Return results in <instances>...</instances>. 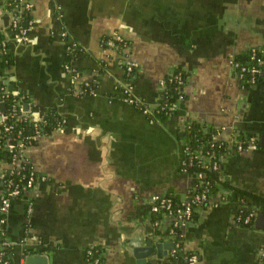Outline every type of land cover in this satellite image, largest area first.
Wrapping results in <instances>:
<instances>
[{"label":"crops","instance_id":"obj_1","mask_svg":"<svg viewBox=\"0 0 264 264\" xmlns=\"http://www.w3.org/2000/svg\"><path fill=\"white\" fill-rule=\"evenodd\" d=\"M31 5L33 24L21 41L7 0H0V32L14 55L5 83L29 99L34 116L56 109L67 125L41 134L27 152L47 180L3 216L10 264H26L30 254L46 256L47 264H90V246L102 248L105 264H163L170 249L164 259L155 261V253L141 259L133 241L172 243L162 232L166 222L155 227L150 206L153 196L183 199L194 184V174L183 170L182 134L192 122L217 128L215 139L231 144V155L214 201L183 229L184 250L197 256L196 264H264V213L258 211L264 207V56L261 78L250 88L232 65L252 47L264 48V0ZM115 35L129 42L136 67L131 96L141 104L158 106L175 68L188 73L186 99L174 114L151 119L123 99L121 54L101 41ZM67 65L95 80L93 92L77 93ZM251 136L255 145L232 149ZM243 208L257 211L249 224L236 220Z\"/></svg>","mask_w":264,"mask_h":264},{"label":"built area","instance_id":"obj_2","mask_svg":"<svg viewBox=\"0 0 264 264\" xmlns=\"http://www.w3.org/2000/svg\"><path fill=\"white\" fill-rule=\"evenodd\" d=\"M9 6V11L12 15V29L16 32L18 38L21 41H25L27 38V35L30 31V28L33 24V20L30 19L28 21V25H22L20 22L22 21L25 14L30 15L32 11V5L31 0H7ZM5 35V34H4ZM113 41H110V45L118 50L121 54V59L124 65L125 74H126V84H122L118 86V90H123L126 92V96H124V100L132 105L137 106L140 108L145 114H149L152 112L157 106L154 108H151L145 104H141L139 100H135L131 96V87L133 78L135 77L136 67L128 59V50H129V44L125 42V39L122 38L119 35L113 36ZM9 38L7 36H4V39L2 40L3 46L0 48V53L5 52L6 45L9 42ZM122 43V46L119 47L116 45L115 42ZM73 45V46H72ZM68 45V50L75 49L77 46L76 43ZM260 48L252 47L250 51L252 52V59L256 60V64H254L251 68V77L248 79V82L253 85H255L258 81L256 78L257 74H260L262 71L261 69V62L264 56V50L261 52H258ZM262 53V56H259V54ZM234 68L239 69V78L244 77V72L246 71L245 66H240V64L236 61H233ZM67 70L73 73L71 81L76 87L77 93L79 95H87L85 94L86 90H82L81 84L90 85L91 81H95L94 79L86 78L81 72L78 70L72 68L71 66H66ZM7 80V77L0 76V83L4 85L2 88V91L0 92V138H3L5 140L8 139V135L12 132V130L15 128L13 124L8 122L9 116H16L19 120H29L34 122L35 126V132L31 134L28 138L30 140L37 139L42 133H41V127L39 123L43 121V116L37 118L34 116L33 107H31L30 103L28 109L25 107L27 106V103H25L23 100L27 98L23 94L19 93H13V101L10 104V107L8 108L9 112H5L2 109L3 104L6 103V99L11 96V90L7 87V84L5 83ZM178 80L179 86H183L185 84V81L181 78L180 75L176 78ZM164 92L166 90V80H164ZM94 89L90 90V93L93 92ZM163 92V93H164ZM179 106V102L174 103L171 106V110H176ZM220 134V131L217 130V132L213 135V139L211 142V151L208 152V156H204V158L201 160V165L206 166L210 170H218L219 168L223 167V164L227 158V156L231 155V144L224 140H217L215 139V136ZM17 142L16 144L8 143L6 142L4 149L12 153V159L11 162H4L3 160H0V179H5L6 176H18L19 180L16 182L13 179H7L5 181L7 183V189L10 190L9 196L6 195V191L4 189L0 188V226L4 229V239L2 243L0 244V264H9V261L3 262L1 256L4 254L2 252L3 247L5 245H12L11 242H9L6 238L5 233V219L3 218L4 214H6L12 207L13 201L12 198L18 197L20 194H27L29 190L34 188L39 182H43L47 180V177L43 174H40L33 166L30 158L27 155V152L29 148L32 147L30 143H28L27 139L23 135L22 131H19L17 134ZM226 143V150L224 153L220 155L219 158H215L216 154L213 152V149L216 145V143ZM257 142V138L255 136L247 137L246 139H242L237 141V144L232 149L235 150V152H242L246 148L252 147ZM202 146L199 149L192 150L190 146L186 145L184 148L185 157L183 161V170L189 172V168L195 163L196 159L202 156ZM38 172V173H37ZM195 180L194 182H198V185L202 186L204 185V179H203V173L202 172H193ZM220 178L222 180V174L220 175ZM22 180H25L26 182L20 183ZM197 187L193 184L191 186L190 190H196ZM214 195L208 196L205 190L202 192H197L193 194L191 197H184L181 200V204L179 207H174V200L169 196H153L152 197V204L150 206V210L153 213L160 214L162 210V216L160 219L154 221V225L156 228H162V225L166 222L168 225V228L165 230H162L163 234H167L169 238L171 239V242L174 244L175 247H179L180 243L176 242V239L178 237V234L180 237H184L183 229L185 226H187L188 223L192 222L194 219V213L198 210L204 209L205 206H209L214 201ZM226 199V198H225ZM259 212L264 213V207H261ZM257 214V211H246L245 208L240 209L236 214V220L239 223H245L249 224L252 222L253 218ZM177 230L180 231V233H177ZM170 249L169 251H171ZM169 253V252H168ZM87 258L90 264H104L101 262L100 258L95 256L94 251L91 248L87 249ZM190 264H196L197 258L194 256L186 257ZM163 264H168L164 263Z\"/></svg>","mask_w":264,"mask_h":264},{"label":"trees","instance_id":"obj_3","mask_svg":"<svg viewBox=\"0 0 264 264\" xmlns=\"http://www.w3.org/2000/svg\"><path fill=\"white\" fill-rule=\"evenodd\" d=\"M10 6V4H8ZM30 15L25 14L23 17L22 21L20 22L22 25H28V21L30 20ZM4 34L0 32V43H2V40L4 39ZM113 37L110 36H103L101 41L102 45L104 47H112L109 43L110 41H113ZM127 44L129 42L125 41ZM117 46L121 47L122 43L115 42ZM3 45H0V48ZM264 50V48H260L258 52H261ZM259 56H262V53L259 54ZM236 61L240 64V66H245L246 71L244 72V78L242 79V83L244 87L250 88L252 86L251 83L248 82V79L251 77V71L250 68L256 64V60L252 59V52L247 51L246 53L240 54L237 56ZM14 62V55L11 52V43L10 41L6 45L5 52L0 53V76H5L8 77L7 73V68L10 67ZM239 70V69H238ZM73 75V73L71 72ZM178 75L181 76V78L185 81V84L183 86H179L178 80L176 78ZM188 77V73L185 72L184 70H181L179 68H175L173 72H171L169 75L166 76V90L165 92L161 95V101L158 104V106L154 109L153 112H150L148 116L152 118H168L170 115L174 114V110H171V106L174 103L183 102L186 99V95L184 93V86L186 85V80ZM257 81L260 80L261 75L257 74L256 75ZM97 86V83L95 81H91L90 85H84L81 84L82 90H86L85 94H89L91 89H95ZM4 85L0 83V92L2 91V88ZM13 101V95H12V90H11V96L6 99V103L4 104V111L9 112L8 108L10 107L11 102ZM25 103L29 102L28 98H25L23 100ZM8 122L14 125V129L12 132L8 135V139L5 140L3 138H0V160H3L4 162L8 163L11 162L12 159V153L4 149V146L6 142L9 144H16L17 142V134L19 131L23 132V135L27 139L28 143L30 145L34 146L35 143L37 142V139L30 140L28 137L35 132V126L34 122L32 121H25V120H19L16 118V116H9ZM41 127V133L42 134H51L55 129H59L62 127H65L67 125L66 119L56 110V109H50L48 110L44 115H43V121L39 123ZM1 127V125H0ZM217 132V128L208 126L206 124H200L197 122H192L187 125L186 130L183 132L182 137L184 140L187 142L186 145L190 146L192 150L199 149L201 146L203 147L202 150V156L197 158L195 163L189 168V172H202L203 173V179H204V185L200 186L198 185V182H194V185L197 187L196 190H190L188 192V197H191L193 194L197 192H202L203 190L206 191L208 196H212L215 193H217L219 184L221 183V178L220 175L222 174L223 167L221 169L219 168L218 170H210L204 165H201V160L204 158V156H208V152L211 151V142L213 139V135ZM226 150V143L222 144L217 142L213 152L216 154L215 158H219L222 153H224ZM38 173V172H37ZM13 179L14 181H18L19 177L14 175H8L6 176L5 179H0V187L1 189H4L6 191V195L9 196L10 190L7 188V179ZM26 182L25 180H22L20 183ZM166 196L171 197L174 200V207L177 208L181 204L182 198H180L177 195H174L172 193L167 194ZM26 199L24 193L20 194L18 197L12 198L13 204L19 200ZM30 202V201H29ZM28 202V203H29ZM27 203V206L29 204ZM207 208V206L204 207V209ZM164 210L161 211L160 214L155 215V220H158L161 218V215ZM196 216V212L194 213V218ZM154 220V221H155ZM6 233V231H5ZM177 233H180L179 230H177ZM4 239V229L2 226H0V244L2 243ZM176 242H179L180 245L179 247H175L165 257L163 260L164 263L168 264H190L188 259L186 257H191L194 256L197 258V256L191 252V251H186L184 250V237H180L178 234V237L176 239ZM94 251L95 256L99 257L101 262H105V257L103 256V250L100 247L97 246H90ZM2 252L4 254L1 256L3 262L9 261V264L11 263V256L13 252V246L12 245H5L3 247ZM3 264V263H1ZM105 264V263H104Z\"/></svg>","mask_w":264,"mask_h":264},{"label":"water","instance_id":"obj_4","mask_svg":"<svg viewBox=\"0 0 264 264\" xmlns=\"http://www.w3.org/2000/svg\"><path fill=\"white\" fill-rule=\"evenodd\" d=\"M5 105L3 104L2 109L4 110ZM264 218V215H263ZM133 245L135 246L134 251L135 255L139 258L148 257L149 255L154 254L155 261L158 259H164L165 255V249H172L174 247L173 243H167V244H153L152 241H147L146 246H141L140 241L134 240ZM157 251V253H156ZM41 262V264H47V257L44 255H36V254H30L26 256V264H36L37 262ZM46 261V263H45Z\"/></svg>","mask_w":264,"mask_h":264}]
</instances>
